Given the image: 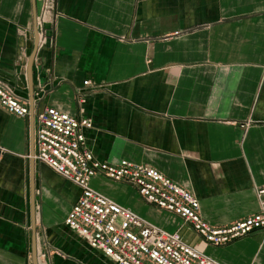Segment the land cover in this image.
Returning a JSON list of instances; mask_svg holds the SVG:
<instances>
[{
  "label": "crops",
  "instance_id": "1",
  "mask_svg": "<svg viewBox=\"0 0 264 264\" xmlns=\"http://www.w3.org/2000/svg\"><path fill=\"white\" fill-rule=\"evenodd\" d=\"M39 11L40 0H0V81L29 111L0 107V264H112L64 225L80 190L34 160L45 108L89 119L99 161L148 166L190 191L210 226L259 212L264 0H55L41 49ZM89 185L219 264H264V231L207 246L132 186Z\"/></svg>",
  "mask_w": 264,
  "mask_h": 264
},
{
  "label": "built area",
  "instance_id": "2",
  "mask_svg": "<svg viewBox=\"0 0 264 264\" xmlns=\"http://www.w3.org/2000/svg\"><path fill=\"white\" fill-rule=\"evenodd\" d=\"M54 9L55 0H40L36 17L38 49L50 44L47 32ZM78 103L82 106L84 100L80 98ZM0 107L18 118L29 114L27 103L1 81ZM91 128V121L84 117L53 108L41 110L34 119V160L80 190L64 225L112 264L219 263L186 244L178 233L152 226L92 190L90 180L99 175L132 186L148 205L183 220L207 246H225L254 231H264V188L257 192L258 213L224 228L210 226L200 216L197 198L157 170L124 160L111 165L96 159L85 146L84 132Z\"/></svg>",
  "mask_w": 264,
  "mask_h": 264
},
{
  "label": "water",
  "instance_id": "3",
  "mask_svg": "<svg viewBox=\"0 0 264 264\" xmlns=\"http://www.w3.org/2000/svg\"><path fill=\"white\" fill-rule=\"evenodd\" d=\"M35 26H36V21H35ZM36 34H37V31H36ZM33 264H38V263H37V258H36V257H33Z\"/></svg>",
  "mask_w": 264,
  "mask_h": 264
}]
</instances>
